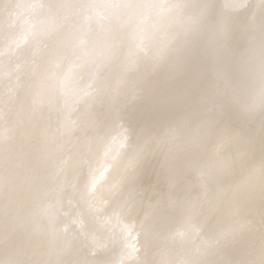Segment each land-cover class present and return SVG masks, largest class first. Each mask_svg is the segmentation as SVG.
Wrapping results in <instances>:
<instances>
[{
    "label": "rangeland",
    "instance_id": "374dc122",
    "mask_svg": "<svg viewBox=\"0 0 264 264\" xmlns=\"http://www.w3.org/2000/svg\"><path fill=\"white\" fill-rule=\"evenodd\" d=\"M180 147L190 162L206 148L199 171ZM251 164L264 166V0H0V264H264ZM220 165L232 183L212 180Z\"/></svg>",
    "mask_w": 264,
    "mask_h": 264
},
{
    "label": "bare ground",
    "instance_id": "6f19581e",
    "mask_svg": "<svg viewBox=\"0 0 264 264\" xmlns=\"http://www.w3.org/2000/svg\"><path fill=\"white\" fill-rule=\"evenodd\" d=\"M167 1H168V0H167ZM132 3H133V2H132ZM201 3H203V2H201ZM228 3H229V2H228ZM246 4H247V3H246ZM250 4H251V3H250ZM164 10H165V9H164ZM201 11H202V10H201ZM249 11H250V10H249ZM153 12H154V11H153ZM130 13H131V12H130ZM134 13H135V12H134ZM136 13H138V12H136ZM90 14H91V13H90ZM131 14H132V13H131ZM154 14H155V13H154ZM200 14H201V13H200ZM202 14H203V13H202ZM206 14H207V13H206ZM153 17H154V16H153ZM200 17H201V15H200ZM204 17H205V16H204ZM248 17H249V16H248ZM90 18H91V17H90ZM127 18H128V17H127ZM205 19H206V17H205ZM200 20H201V19H200ZM247 20H248V19H247ZM133 21H134V19H133ZM207 22H208V21H207ZM128 23L130 24L131 21H129ZM133 23H134V22H132V24H133ZM132 24H131V25H132ZM106 25H107V24H106ZM134 25H135V24H134ZM150 25H151V24H150ZM201 25H202V24H201ZM204 25H205V24H204ZM109 26H110V25H109ZM202 26H203V25H202ZM129 27H130V25H129ZM133 27H134V26H133ZM103 28H104V27H103ZM103 28H102V29H103ZM135 28H136V27H135ZM237 28H238V27H237ZM241 28H242V27H241ZM243 28H244V27H243ZM102 29H101V30H102ZM201 29H202V27H201ZM101 30H100V32L103 31V30H102V31H101ZM143 30H144V29H143ZM134 31H135V30H134ZM146 31H147V30H146ZM146 31H145V32H146ZM202 31H203V30H202ZM100 32H99V33H100ZM103 32H105V31H103ZM139 32H140V31H139ZM102 34H103V33H102ZM118 34H119V33H118ZM207 34H208V33H207ZM203 35H204V34H203ZM101 36H102V35H101ZM200 36H201V35H200ZM103 37H104V36H103ZM105 37H106V36H105ZM108 37H109V36H108ZM120 37H121V36H120ZM101 38H102V37H101ZM149 38H150V37H149ZM212 38H213V36H212ZM100 40H101V39H100ZM195 40H196V39H195ZM212 40H213V39H212ZM102 41H103V39H102ZM108 41H109V40H108ZM103 43H104V42H103ZM100 44H101V43H100ZM212 44H213V43H212ZM101 45H103V44H101ZM209 48H210V47H209ZM98 49H99V48H98ZM178 50H179V49H178ZM209 51H210V49H209ZM96 52H97V51H96ZM119 52H120V51H119ZM94 53H95V52H94ZM253 55H255V54H253ZM111 59H112V58H111ZM108 60H109V59H108ZM126 60H127V59H126ZM187 60H188V59H187ZM110 62H111V61H110ZM183 62H185V61H183ZM108 63H109V62H108ZM186 63H187V62H186ZM149 67H150V66H149ZM172 70H173V69H172ZM122 73H123V71H122ZM171 73H172V72H171ZM246 74H247V73H246ZM177 75H178V74H177ZM180 75H181V74H180ZM183 75H184V74H183ZM168 76H169V75H168ZM184 76H185V75H184ZM166 77H167V76H166ZM181 77H182V76H181ZM184 78H185V77H184ZM166 79H167V78H166ZM181 79H182V78H181ZM186 79H187V78H186ZM240 79H241V78H240ZM246 79H247V78H246ZM163 80H164V79H163ZM243 80H244V79H243ZM251 80H252V79H251ZM147 81H148V79H147ZM168 81H169V80H168ZM186 81H187V80H186ZM183 82H184V81H183ZM188 82H190V81H188ZM248 82H251V81L248 80ZM184 83H185V82H184ZM240 83H241V81H240ZM186 84H187V83H186ZM247 84L249 85V83H247ZM253 84H254V83H253ZM97 85H98V84H97ZM97 85H96V86H97ZM191 85H192V84H191ZM191 85H190V86H191ZM261 85H262V84H261ZM143 86H144V85H143ZM167 86H168V85H167ZM193 86H194V85H193ZM193 86H192L191 88H193ZM181 87H182V86H181ZM243 87H244V86H243ZM186 88H187V87H186ZM215 88H216V87H215ZM251 88H252V87L250 86V89H251ZM166 89H167V87L165 88V90H166ZM168 89H169V88H168ZM213 89H214V88H213ZM177 90H178V89H177ZM194 90H195V89H194ZM196 90H197V89H196ZM196 90H195L194 95H196V92H197ZM199 90H200V89H199ZM199 90H198V92H199ZM219 90H220V89H219ZM244 90H247V89H244ZM253 90H254V89H253ZM253 90H252V91H253ZM188 91H189V90H187V92H188ZM239 91H240V90H239ZM256 91H257V90H256ZM259 91H260V90H259ZM198 92H197V94H198ZM200 92H203V91H200ZM212 92H213V91H212ZM247 92H248V91H247ZM167 93H168V92H167ZM192 93H193V92H192ZM192 93L190 92V95H191ZM207 93H208V92H207ZM207 93H206V94H207ZM245 93H246V91H245ZM141 94H142V93H141ZM247 94H248V93H247ZM165 95H166V93H165ZM187 95H189V94H186V96H187ZM194 95H193V96H194ZM199 95L203 96L202 93L199 94ZM220 95H221V94H220ZM222 95L224 96V94H222ZM222 95H221V96H222ZM243 95H244V94H243ZM182 96H184V95H182ZM186 96H184V97L186 98ZM193 96H192V97H193ZM196 96H197V95H196ZM196 96L193 98L194 100H193L192 97L190 96V99H191V101H192V100L194 101V104H196V101L199 100L198 98H200V96H198V97H196ZM204 96H205V95H204ZM209 96H210V95H209ZM225 96H226V95H225ZM235 96H236V95H235ZM244 96H245V95H244ZM246 96H247V95H246ZM187 97H188V99H189V96H187ZM211 97H212V95H211ZM241 97H242V95H241ZM249 97H251V96H249ZM249 97H248V99H250ZM139 98H140V97H139ZM196 98H197V100H195ZM205 98H206V97H205ZM207 98H208V96H207ZM215 98H216V97H215ZM251 98H252V97H251ZM213 99H214V98H213ZM224 99H225V98H224ZM218 100H219V99H218ZM222 100H223V99H222ZM251 100H252V99H251ZM131 101H132V100H131ZM180 101H181V100H180ZM184 101H185V99H184ZM191 101H190V102H191ZM225 101H226V100H225ZM248 101H249V100H248ZM186 102H187V101H186ZM190 102H188L189 105H191ZM200 102H201V101H200ZM200 102H199V103L197 102V103L200 104ZM242 102H243V101H242ZM242 102H241V103H242ZM178 103H179V102H178ZM202 103H204V102H202ZM232 103H233V102H232ZM243 103H245V102H243ZM186 104H187V103H186ZM217 104H218V103H217ZM226 104H227V103H226ZM234 104H235V103H234ZM234 104H233V106H231L232 108L234 107ZM245 104H246V103H245ZM133 105H134V103H133ZM181 105H182V104H181ZM181 105H180V106H181ZM184 105H185V104H184ZM184 105H183V106H184ZM240 105L243 107V104H240ZM251 105H252V104H251ZM149 106H150V105H149ZM185 106H186V105H185ZM187 106H188V105H187ZM197 106H198V105H197ZM201 106H202V104H201ZM208 106H209V105H208ZM217 106H218V105H217ZM224 106H225V105H224ZM224 106H223V107H224ZM226 106H228V105H226ZM129 107H130V106H129ZM131 107H133V106H131ZM181 107H182V106H181ZM181 107H180V108H181ZM188 107H190V106H188ZM188 107H187V108H188ZM219 107H220V106H219ZM219 107H218V108H219ZM239 107H240V106H239ZM248 107H249V106H248ZM192 108H193V107H192ZM192 108H191V109H192ZM234 108H235V107H234ZM243 108H245V107H243ZM243 108H242V109H243ZM170 109H172V107H170ZM176 109H177V108H176ZM182 109H183V107H182ZM189 109H190V108H188V111H189ZM194 109H198V108H194ZM204 109H205V107H204ZM227 109H228V108H227ZM247 109H248V108H247ZM148 110H149V109H148ZM166 110H167V109H166ZM192 110H193V109H192ZM220 110H221V108H220ZM233 110H235V109H233ZM126 111H127V110H126ZM167 111H168V110H167ZM180 111H181V110H180ZM182 111H183V110H182ZM186 111H187V110H186ZM212 111H213V110H212ZM212 111H211V112H212ZM218 111H219V110H218ZM224 111H225V110H224ZM241 111H242V110H241ZM245 111H246V110H245ZM168 112H169V111H168ZM175 112H176V111H175ZM184 112H185V110H184ZM173 113H174V112H173ZM245 113H246V112H245ZM127 114H128V113H127ZM178 114H179V113H178ZM178 114H177V115H178ZM183 114H184V113H183ZM193 114H194V116H195V114H197V113L195 112V113H193ZM198 114H199V113H198ZM216 114H217V113H216ZM219 114H220V112H219ZM221 114H222L223 118L225 119L226 116L224 117V113H221ZM226 114H227V113H226ZM243 114H244V113H243ZM177 115H176V116H177ZM190 115H192V114H190ZM214 115H215V114H213L212 116H214ZM194 116H193V117H194ZM217 116H218V115H217ZM222 116H220V117H221L220 119H222ZM229 116H230V115H229ZM151 117H152V116H151ZM240 117H241V116H240ZM188 118H189V117H188ZM190 118H191V117H190ZM211 118H212V117H211ZM253 118H254V117H253ZM256 118H257V117H256ZM150 119H151V118H150ZM194 119H196V117H195ZM215 119H216V118H215ZM152 120H153V119H152ZM185 120H186V118H185ZM187 120H188V119H187ZM190 120H192V118H191ZM204 120H205V119H204ZM218 120H219V119H218ZM218 120H216V121H218ZM222 120H223V119H222ZM226 120H227V119H226ZM226 120H225V121H226ZM228 120H229V119H228ZM228 120H227V121H228ZM230 120H231V119H230ZM230 120H229V121H230ZM242 120H243V119H242ZM179 121H180V120H179ZM179 121H178V122H179ZM180 122H181V121H180ZM183 122H184V121H183ZM190 122H191V121H190ZM209 122H210V121H209ZM213 122H214V121H213ZM219 122H220V120H219ZM225 123H226V122H225ZM177 124H178V123H177ZM180 124H181V123H180ZM188 124H189V123H188ZM223 124H224V123H223ZM223 124H222V125H223ZM186 125H187V124H186ZM214 125H215V123H214ZM177 126H178V125H177ZM181 126H182V124H181ZM181 126L179 125L178 127H181ZM184 126H185V125H184ZM184 126H182L183 129H186ZM209 126H210V124H209ZM212 126H213V125H211V128H212ZM216 126H217V125H216ZM186 127H187V126H186ZM188 127H189V126H188ZM188 127H187V128H188ZM193 127H194V126H193ZM214 127H215V126H214ZM217 127H220L219 124H218ZM222 127H223V126L220 127V130H221ZM225 127H226V126H225ZM176 128H177V127H176ZM189 128H191V127H189ZM189 128H188V129H189ZM223 128H224V127H223ZM251 128H252V127H251ZM165 129H166V128H165ZM191 129H192V128H191ZM193 129H194V128H193ZM208 129H210V127H208ZM208 129H207V130H208ZM216 129H217V130H216ZM216 129H215L214 131H213V130H210V131H209V132L213 131V133L211 132V135H212V134L215 135V134H216L215 132H216V131H217V132L219 131L218 128H216ZM224 129H225V128H224ZM224 129H223V130H224ZM226 129H227V128H226ZM226 129H225V130H226ZM223 130H222V131H223ZM225 130H224V132H225ZM179 131H182V130H180V128H179ZM183 131H184V130H183ZM186 131H189V134L192 133V134L194 135V132H190V130H186ZM191 131H192V130H191ZM251 131H252V130H251ZM175 132H176V131H175ZM177 132H178V131H177ZM229 132H230V131H229ZM229 132H228V133H229ZM183 133H184V134L181 135V137L184 138V140H183V139H180V140L184 141V142H183V143H184L183 145L185 146L187 142L189 143V141H188L189 139L187 140V138H186V137H187V136H186V132H183ZM207 133H208V132H207ZM228 133H227V134L225 133V134L228 135ZM180 134H182V132H180ZM180 134H179V135H180ZM189 134H188V135H189ZM208 134H209V133H208ZM176 135H178V133H177ZM179 135H178V137H179ZM216 135H217V134H216ZM216 135H215V136H216ZM221 135H223V134L221 133ZM250 135H251V134H250ZM250 135H249V136H250ZM257 135H258V134H257ZM147 136H148V135H147ZM147 136H146V137H147ZM212 136H213V135H212ZM212 136H211V137H212ZM228 136H229V135H228ZM234 136H236V137H235L234 139H232V138H231V139H232V140L237 139V142H238V140H239L240 138L238 139L237 134H235ZM238 136H239V134H238ZM252 136H253V135H252ZM252 136H251V137H252ZM258 136H259V135H258ZM190 137H191L192 140L195 139V138H194L195 136H194L193 138H192V136H190ZM221 137H222V136H221ZM225 137H226V136H225ZM225 137H223V139H225ZM149 138H150V137H149ZM174 138L177 139V140H179V139L177 138V136H174ZM244 138H245V135H244ZM244 138H243V140H245ZM191 139H190V141H192ZM216 139H217V137H216ZM220 139H221V138H219V140H220ZM248 139H250V137H248ZM180 140H179V142L181 143ZM196 140H197V139H196ZM212 140H213V138H212ZM214 140H215V139H214ZM241 140H242V138H241ZM159 141H160V140H159ZM216 141H218V139H217ZM216 141H215V142H216ZM223 141H224V140H223ZM228 141H229V140H228ZM177 142H178V141H177ZM213 142H214V141H213ZM215 142H214V144L219 145L218 148L220 149L221 145H223V142H222L221 145H220V143L218 144L217 142H216V143H215ZM220 142H221V141H220ZM232 142H233V141H232ZM240 142H241V141H240ZM180 143H179V144H180ZM188 143H187V144H188ZM191 143H193V142H191ZM191 143H190V144H191ZM194 143H195V142H194ZM227 143H228V142H227ZM229 143H231V142L229 141ZM229 143H228V144H229ZM235 143H236V142H235ZM181 144H182V143H181ZM190 144H189V145H190ZM212 144H213V143H212ZM225 144H226V141H224V145H225ZM233 144H234V142H233ZM166 145H168V144H166ZM194 145H195V144H194ZM197 145H198V143H197ZM204 145H205V144H204ZM204 145H203V146H204ZM224 145H223V148L221 147V148H222V151H221V152H223V149L227 150V149L224 147ZM234 145H235L236 147H237V146H238V147H243L242 145L239 146V144H237V145L234 144ZM234 145H233V147H234ZM161 146H162V145H161ZM169 146H170V145H169ZM190 146H192V145H190ZM195 146H196V145H195ZM195 146H193V148H194ZM198 146H200V145H198ZM198 146H196V147H198ZM201 146H202V145H201ZM225 146H226V145H225ZM181 147H182V146H181ZM181 147H180V149H181ZM185 147H186V146H185ZM210 147H211V146H210ZM230 147H232V146H230ZM233 147H232V148H233ZM236 147H235V148H236ZM238 147H237V149H238ZM178 148H179V147H178ZM227 148H228V146H227ZM232 148H229V149H232ZM186 149H187V148H186ZM188 149H190V148H188ZM188 149H187V150H188ZM198 149H200V147H199ZM203 149H204V147H203ZM203 149H202V147H201V150H202V151L206 150V148H205L204 150H203ZM229 149H228L227 151H230ZM237 149L234 151V148H233L232 151H230V153L232 152V154H231L232 156H234V155H233V151H234L235 153L238 152ZM243 149H245V148L243 147ZM243 149H241V150H243ZM164 150H165V149H164ZM175 150H176V149H175ZM175 150H174V151H175ZM182 150H184V148L181 149L180 151H178V153L180 154V152H182ZM193 150H194V149H191L192 152H193ZM201 150H199V152H200ZM225 150H224V152H225ZM245 150H246V149H245ZM195 151H196V150H195ZM202 151H201V152H202ZM239 151H240V149H239ZM186 152H188V151H186ZM199 152H196V157H197V158L194 157L196 161L194 160V162H192V160H191V162H190L189 160L192 159V158L189 159V155H190L189 153H191L190 150H189V152H188L187 154H185L184 151H183L182 153H184V155H183L184 157H180V158H185V159H182V161H181V159H179V161H181V163L185 161V162H184L185 165H186L187 162H188L187 165H188L190 168H191V167L193 168V166L196 167L197 162L199 161L200 158H202V156H199ZM201 152H200V153H201ZM205 152H206V151H205ZM207 152H210V151H207ZM241 152H242V153H241ZM178 153H177V154H178ZM215 153H216V152H215ZM244 153H246V154H245L246 157H244V155H243V156L241 155V157H244L245 159L248 157V159H249L250 156H247L248 151H247V152H246V151H245V152H243V151H240V152H239V154H244ZM250 153H251V152H250ZM173 154H174L173 156L175 157V155H176L175 152H174ZM179 154H178V155H179ZM204 154H205V153H203L202 155L204 156ZM212 154H213V153H212ZM228 154H229V152H228ZM228 154H227V156L229 157L230 154H229V155H228ZM236 154H237V153H236ZM239 154H238V155H239ZM255 154H256V153H255ZM191 155H192V157L195 156V154L193 155L192 153H191ZM205 155L207 156L208 154L206 153ZM213 155H214V154H213ZM223 155H224V157H225V156H226V153H225V154L223 153ZM248 155H249V154H248ZM256 155H257V154H256ZM179 156H181V154H180ZM186 156H187V159H186ZM208 156H209V155H208ZM239 156H240V155H239ZM239 156L237 157V155H236V157H235V156H234V157H235V159H236V158L238 159V158H240ZM199 157H200V158H199ZM214 157H215V156H214ZM254 157H255V155H254ZM171 158H173V157L171 156ZM177 158H179V157L177 156ZM177 158H176V157L173 158V160H172L171 162H173L174 159H177ZM204 158H205V156H204ZM208 158L211 159V157H208ZM208 158L206 157V159H207L206 162H208ZM244 158H243V159H244ZM210 159H209V160H210ZM217 159H218V158H217ZM219 159H220V158H219ZM221 159H222V158H221ZM243 159H239V160L242 161ZM245 159H244V160H245ZM258 159H260V158H259V155H258V157H257L256 160H258ZM170 160H171V159H170ZM204 160H205V159H204ZM223 160H225V159H223ZM226 160H227V159H226ZM244 160H243V161H244ZM250 160H251V159H250ZM253 160H254V159H253ZM200 161H201V160H200ZM202 161H203V159H202ZM202 161H201V162H202ZM214 161H215V158H214ZM218 161H219V160H218ZM218 161L216 160L214 163H217ZM245 161H247V159H246ZM195 162H196V164H195ZM201 162H200V163H201ZM212 162H213V159H212ZM248 162L250 163L249 160H248ZM252 162H253V161H252ZM254 162H255V160H254ZM168 163H169V162H168ZM174 163H175V162H173V164H174ZM184 163H182V165H183ZM192 163H193V164H192ZM209 163L213 165V163H211V162H209ZM223 163H224V162H223ZM223 163L221 164L222 166H223ZM245 163H246V162H245ZM84 164H85V163H84ZM84 164H83V165H84ZM162 164H164V163H162ZM194 164H195V165H194ZM205 164H208V163H205ZM217 164H218V163H217ZM217 164H216V166L219 167V165H217ZM246 164H248V163H246ZM174 165H176V164H174ZM185 165H184V167H185ZM187 165H186L185 168H189V167H187ZM214 165H215V164H214ZM214 165L211 166V169H212V167H214ZM221 165H220V166H221ZM249 165H250V164H249ZM251 165H252V164H251ZM253 165H255V163H254ZM253 165H252V166H253ZM256 165L258 166V164H256ZM259 165H260V164H259ZM169 166H170V165H169ZM176 166H177V165H176ZM179 166H180V165H179ZM198 166H199V164L197 165L196 170L199 171V169H197ZM216 166H215V167H216ZM222 166H221V170L219 169V168H220V167H219L218 169H216V170L214 171L215 174H216V171H217L218 173H217V175H214L215 177H214L213 179L211 178L212 180L216 179V180H217V184H218V182L220 181L219 179H221V181L223 180V178L225 179V177H223V176H226V180H228V179H227V178H228L227 175L224 174L225 171L227 170V169H224L226 166H225V167H222ZM247 166H248V165H247ZM181 167H183V166H180V170L182 169ZM201 167H203V166H201ZM201 167H200V170H201ZM207 167H208V166H207ZM207 167H206V169H207ZM209 167H210V166H209ZM253 167L255 168L256 166H253ZM185 168H184V170H185ZM192 168H191V169H192ZM216 168H217V167H216ZM228 168H229V167H228ZM256 168H257V170H258V169L264 168V166L262 165V167L259 168V166H258V167H256ZM163 169H164V168H163ZM165 169H166V168H165ZM170 169H171V168H170ZM209 169H210V168H209ZM184 170H183V171H184ZM203 170H204V169H203ZM255 170H256V169H254V171H255ZM167 171H168V170H167ZM181 171H182V170H181ZM181 171H180V173H181ZM260 171H261V170H260ZM263 171H264V169H263ZM194 172H195V171H194ZM206 172H207V171H206ZM210 172H211V171H210ZM212 172H213V171H212ZM255 172H256V171H255ZM258 172H259V171H258ZM198 173H199V172H198ZM200 173H201V171H200ZM256 173H257V172H256ZM223 174H224V175H223ZM227 174H228V173H227ZM232 174H233V173H232ZM234 174H235V173H234ZM257 174H258V173H257ZM260 174H261V172L259 173V175H260ZM262 174H264V173L262 172ZM262 174H261V175H262ZM177 175H178V174H177ZM177 175H176V177H177ZM209 175H210V174H209ZM259 175H258V179H262V178L264 177V175H263V177L260 175L261 177L259 178ZM174 176H175V175H173V177H174ZM195 176H196V178H197V177H198V174L195 173ZM199 176H200V175H199ZM228 176H229V175H228ZM256 176H257V175H256ZM211 177H212V176H211ZM193 178H195V177H193ZM198 178H199V177H198ZM229 179H230V178H229ZM231 179H232V178H231ZM263 179H264V178H263ZM263 179H262V180H263ZM233 180H234V179H233ZM262 180H260V181L263 182L264 180H263V181H262ZM236 181H240V180H236ZM236 181H233V182H236ZM228 182H229V183H230V182L232 183V181H229V180H228ZM240 182H241V181H240ZM220 183H221V182H220ZM223 183H224V182H223ZM225 183H226V182H225ZM236 183H237V182H236ZM241 184H243V183H241ZM241 184L239 183L238 185H241ZM218 185H219V184H218ZM231 185H232V184H231ZM231 185H230V186H231ZM235 185H237V184H235ZM238 185H237V186H238ZM244 185H245V184H244ZM237 186H236V188H237ZM236 188H235V189H236ZM238 188H239V187H238ZM213 189H216V188L214 187ZM233 189H234V188H233ZM238 190H239V189H238ZM240 190H241V189H240ZM240 190H239V191H240ZM213 191H214V190H213ZM236 191H237V190H236ZM251 195H252V194H251ZM251 195H250V196H251ZM242 197H243V196H242ZM245 197H247V196H245ZM248 198H249V197H248ZM246 199H247V198H246ZM246 199H245V200H246ZM248 200H249V199H248ZM249 201H250V200H249ZM256 201H257V200H256ZM261 201H262V200H261ZM241 202H242V201H241ZM241 202H240V203H241ZM243 202H244V201H243ZM262 202H263V201H262ZM258 203H259V202H258ZM258 203H254V204L256 205V204H258ZM247 204H248V202H247ZM263 204H264V203H263ZM263 204H262V206H263ZM239 205H240V204H239ZM241 205H243V204L241 203ZM243 206H244V205H243ZM245 206H246V205H245ZM252 206H253V205H252ZM255 207H257V206H255ZM259 207H260V206H259ZM247 208H249V207H247ZM250 208H252V207H250ZM250 208H249V211H250ZM257 208H258V207H257ZM259 209H261V208H259ZM262 209L264 210L263 207H262ZM252 211H253V210H252ZM256 211H257V209H256ZM0 212H1V213H0L1 215H0V216L2 217V214H3L4 212L1 211V210H0ZM253 212H254V211H253ZM260 212H263V211L261 210ZM255 213H256V212H255ZM4 214H5V213H4ZM253 214H254V213H253ZM5 215H6V214H5ZM5 215H3V217H2L3 219H4L5 217H6V218L8 217V218L10 219V217H9L10 215H9V216H7V215L5 216ZM4 216H5V217H4ZM1 217H0V218H1ZM263 217H264V214H263ZM8 218H7V219H8ZM21 218H22V217H19V220H20ZM7 219H5L6 222L3 221V220H2V221H3L4 223H7ZM10 221H12V217H11V220H9V222H8V223H9V228L11 227V228H10L11 230H9V229H5V230H7V231H6L7 234L10 233V231H12V228H14L13 226L18 222L17 219H14V220H13V221H17V222H15V224H14L13 221H12L13 223L10 222ZM0 223H1V220H0ZM8 223H7V224H8ZM11 223H12V224H11ZM10 224H11V226H10ZM13 224H14V225H13ZM4 225H5V224H4ZM260 225H261V224H260ZM2 227H3V226H1L0 228L2 229ZM6 227L8 228V225H5L4 228H6ZM14 229H15L17 232H18V230H20L19 228H17V225H15V228H14ZM17 229H18V230H17ZM3 230H4V229H3ZM5 230H4V231H5ZM25 230H26V229H25ZM25 230H24V231H25ZM21 231H22V229L20 230V232H21ZM42 231H43V230H40V232H42ZM93 231H94L93 229L90 230V231H89V235L93 236V235H92ZM13 232H15V231L13 230ZM22 232H23V231H22ZM26 232H27V231H26ZM15 233H16V232H15ZM15 233H14V234H15ZM10 234H11V233H10ZM16 234H17V233H16ZM16 234H15V235H16ZM15 235H12V234H11V235H8V236H9V239L12 240V237H13V236L15 237ZM18 235H19V236H22V234H20V233H19ZM24 235H25V233H24ZM24 235H23L22 237H24ZM40 235H41V234H40ZM6 236H7V235H6ZM10 236H12V237L10 238ZM41 236H42V235H41ZM22 237H20V239H21ZM17 238H18V237H17ZM17 238L15 237L16 240H17ZM39 238H40V237H39ZM7 239H8V238H7ZM9 239H8V240H9ZM15 239H14V240H15ZM20 239L18 240L19 242H21V241L23 240V239H22V240L20 241ZM44 239H45V238H44ZM46 240H48V238H47ZM46 240H44V242H46ZM9 242H10V240H9ZM12 242H13V241H12ZM49 242H50V241H49ZM24 243H25V242H24ZM28 243H29V242H28ZM31 243H32V241H31ZM20 245L22 246V244H20ZM26 245L29 247V245L27 244V242H26ZM23 246H25V245H23ZM27 246H26V247H27ZM28 247H27V248H28ZM21 248H22V247H21ZM21 248H20V250H19V254H20V251H21V252L23 251ZM23 249H25V251H26V248H25V247H23ZM28 249H29V248H28ZM28 249H27V251L30 250V249H29V250H28ZM27 251H26V252H27ZM26 252H25V253H26ZM29 252H31V251H29ZM38 252H39V251H38ZM38 252H37V253H38ZM33 253H34V252H33ZM37 253L35 252L33 255H35V254H37ZM53 253H54V254H53ZM53 253H52V254L49 253L51 257H47V256H49V254H47V256H46V254H45V256H46V257H45L43 253H42V255H41V253H40V255H41L40 258H37L38 256H37V257L34 256V257H36V258L38 259L37 262H35L36 259H35L34 257H33L34 260H33V258H32L33 263L35 262L36 264H45L46 261L43 262V260H44L43 258H44V257H45V260H48V258H51L53 264H54V262L56 263L57 261H60L61 259H60L59 256H57V255L55 254V251H54ZM22 254H23V253H22ZM22 254H21L20 256H23ZM4 255H5V254H4ZM33 255H32V256H33ZM38 255H39V254H38ZM40 255H39V256H40ZM42 256H43V257H42ZM41 258H42L43 260H41ZM46 258H47V259H46ZM52 258H54V259H52ZM0 259H1V256H0ZM55 259H57V260L54 261ZM59 259H60V260H59ZM1 260H3V257H2ZM1 260H0V261H1ZM4 260H6V259H4ZM26 260H27V259H26ZM26 260H25V261H26ZM40 260H41L42 262H40ZM51 260L49 259V261H51ZM49 261H48V262H49ZM72 261H73V262H72ZM72 261H69V262H71V264H80L78 260H75V261L72 260ZM1 262H2V261H1ZM10 262H11V261H10ZM19 262H20V261H19ZM26 262H27V261H26ZM26 262H25V263H26ZM52 262H49V263L52 264ZM5 263H6V264H9L8 261L4 262L3 264H5ZM17 263H18V262H17ZM17 263H16V264H17ZM25 263H23V264H25ZM35 263H34V264H35ZM46 263H47V262H46ZM57 263H58V262H57ZM14 264H15V263H14ZM21 264H22V263H21ZM62 264H63V263H62Z\"/></svg>",
    "mask_w": 264,
    "mask_h": 264
},
{
    "label": "water",
    "instance_id": "95a60500",
    "mask_svg": "<svg viewBox=\"0 0 264 264\" xmlns=\"http://www.w3.org/2000/svg\"><path fill=\"white\" fill-rule=\"evenodd\" d=\"M152 11V9H150L148 12H151ZM150 14V13H149ZM153 19V17H151L150 18V20H152ZM130 20V19H129ZM149 20V21H150ZM150 26V25H149ZM146 29H147V31H148V29H149V27L147 28L146 27ZM149 32V31H148ZM104 34H106L107 35V33L106 32H104ZM118 36H116L115 38H117ZM117 40V39H116ZM116 40H114V41H116ZM117 41H119V40H117ZM105 56L103 57V60H105ZM68 70H67V72H66V77H67V79H68ZM67 79L66 78H64V81H67ZM135 130H134V127H133V125L130 123V122H127V124L125 125V128H124V133L125 134H123V144L125 145V146H127L126 148H127V151L128 152H130V148H132L133 146H135V138H134V141L132 140L133 139V132H134ZM132 141H133V143H132ZM238 210V209H237ZM147 263V261L146 262H143L142 264H146Z\"/></svg>",
    "mask_w": 264,
    "mask_h": 264
},
{
    "label": "snow or ice",
    "instance_id": "6c2138e0",
    "mask_svg": "<svg viewBox=\"0 0 264 264\" xmlns=\"http://www.w3.org/2000/svg\"><path fill=\"white\" fill-rule=\"evenodd\" d=\"M176 236H183V232L177 233ZM227 236V233H221L219 236H217L215 243L222 242L223 240L227 239Z\"/></svg>",
    "mask_w": 264,
    "mask_h": 264
}]
</instances>
